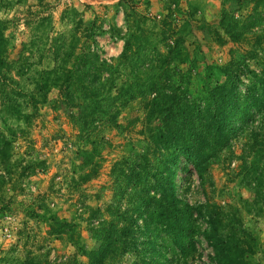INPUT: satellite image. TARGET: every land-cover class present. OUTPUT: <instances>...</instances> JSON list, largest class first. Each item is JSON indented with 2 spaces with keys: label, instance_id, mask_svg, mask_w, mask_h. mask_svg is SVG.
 Returning a JSON list of instances; mask_svg holds the SVG:
<instances>
[{
  "label": "rangeland",
  "instance_id": "rangeland-1",
  "mask_svg": "<svg viewBox=\"0 0 264 264\" xmlns=\"http://www.w3.org/2000/svg\"><path fill=\"white\" fill-rule=\"evenodd\" d=\"M256 1L252 0L241 12L237 3H226L227 12L239 22L243 23L250 14L262 15V22L238 41L230 39L220 27L223 0H0V27L9 40L10 60L22 57L23 63L24 57H29L26 64H34L23 78H16L27 91L35 89L32 84L42 70L57 66L54 51L58 45L69 50L65 56L70 68L77 57L89 50L118 64L129 42L121 64L128 65L136 76L128 80L131 70L120 65L115 80L107 85L113 87L110 91L114 95L128 81H151L168 71L171 75L186 74L192 90L198 92L206 84L224 82L217 68L234 61L244 63L241 75L247 85L252 73H261L264 3ZM149 66L162 69L154 72ZM145 108L141 100L131 103L121 111L120 129L99 126L96 138L89 140L72 122L71 110L59 91L52 89L47 102L38 105L29 122L8 123L20 133L13 156L18 168L0 185V264H65L73 256L86 262L67 238L58 239L51 233L46 212L76 224L81 243L93 249L89 210L99 209L101 220L108 219L106 210L114 194L113 166L133 155L134 150H142L149 128L158 124L147 119ZM253 115L254 121L232 138L230 152L204 171L203 182L183 160L176 182L179 198L190 206L209 204L228 211L239 208L244 225L259 238L251 264H264V203L261 207L254 203L258 199L253 190L257 176L252 175L254 163L264 169V116L257 111ZM83 150L95 151L93 165L85 164L88 155ZM35 160L44 162L45 167H36L31 173L28 165ZM92 169L97 174L82 182V175ZM260 190L264 194V185ZM242 201H248L250 206L244 208ZM127 205L124 201L123 210ZM143 224L144 219H140L139 225ZM196 224V252L189 256V263L217 264L203 236L206 222L197 218ZM160 243L173 264H185L170 244L163 240ZM140 249L131 250L111 264H148L158 259L151 251L144 254V246Z\"/></svg>",
  "mask_w": 264,
  "mask_h": 264
},
{
  "label": "trees",
  "instance_id": "trees-1",
  "mask_svg": "<svg viewBox=\"0 0 264 264\" xmlns=\"http://www.w3.org/2000/svg\"><path fill=\"white\" fill-rule=\"evenodd\" d=\"M251 1L223 0L220 27L234 41L261 23L262 15L250 14L243 23L239 22L227 12L226 3H237L241 12ZM259 2L264 3V0ZM8 46L9 40L0 27V165L3 169L0 185L18 168L13 156L20 129L8 123L29 122L35 117L38 105L47 102L52 89L59 91L62 101L71 110L72 122L79 128L81 136L89 140L96 138L95 130L99 126L120 129L121 111L138 100L146 103L147 119L158 123L149 128L146 146L142 150H134L133 155L113 166L114 194L106 210L108 219L101 220L99 209L89 210L87 220L95 243L93 249L81 243L76 224L58 218L51 211L46 212L51 233L58 239L67 238L87 259L84 262L73 256L65 264H111L119 262L118 259L131 250H142L143 246L144 254L151 251L158 256L148 264H173L163 252L165 247L161 240L178 251L185 264H191L189 256L196 252L197 245L193 235L197 218L207 224L203 236L213 249V260L217 264H251L250 258L257 252L259 238L244 225L241 210H221L209 204L193 207L183 203L178 196L176 178L183 160L193 167L203 182L204 171L219 162L224 153L230 152L232 138L254 121V112L264 116V68L260 74L252 73L247 85L241 75L244 63L234 61L232 65L217 68L225 77L224 82L206 84L198 92L192 90L186 74L171 75L168 71L151 81H128L114 95L110 91L113 87L107 85L115 80L120 65L130 69L121 64L129 51V42L118 64L101 59L89 50L83 57H77L70 68L65 56L69 50L58 45L54 51L59 60L57 66L42 70L32 84L35 89L27 91L16 78H23L34 64H26L29 57H24L23 63L22 57L10 60ZM149 68L154 72L162 69L158 66ZM128 74V80L136 76L132 70ZM75 109L78 113H74ZM82 153L88 155L85 164L93 165L95 151L83 150ZM252 166L255 169L252 175L257 176L253 190L258 199L254 203L261 207V202L264 203V194L260 190L264 185V169L256 163ZM36 167L44 168V162L35 160L28 165L31 173ZM96 174L97 170L92 169L82 175V182L89 181ZM23 176L27 174L23 172ZM124 201L129 205L123 210ZM241 204L244 208L250 206L248 201ZM140 219H144L142 226L139 225ZM97 221L98 225H94Z\"/></svg>",
  "mask_w": 264,
  "mask_h": 264
}]
</instances>
